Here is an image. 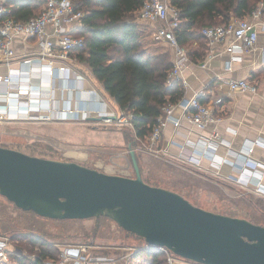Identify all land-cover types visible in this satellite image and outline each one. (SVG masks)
<instances>
[{
    "label": "built area",
    "instance_id": "1",
    "mask_svg": "<svg viewBox=\"0 0 264 264\" xmlns=\"http://www.w3.org/2000/svg\"><path fill=\"white\" fill-rule=\"evenodd\" d=\"M17 1L22 0H0V65L3 64L5 69V73L0 75V98H7V100L12 98L14 102V110L9 109L7 105L0 107V117L3 114V120H6L15 115L17 119L25 120L32 116L35 120L41 117L35 115L36 112L46 110L48 116H44L45 120L55 117L56 119H86L91 116L89 114L92 110L99 117L97 120H102L105 124L115 123L120 126L124 123L132 126L131 115L116 113L109 109L108 104L102 99L95 98L92 102L97 105L86 106V108L76 107L71 101V93L74 89L83 92V76L75 74L68 62L76 58L73 52L84 42L82 36L77 37L72 32L74 28L83 26L84 12L75 9L72 0H41L43 3L35 14L21 21L10 15L11 2ZM136 16L140 21L155 24L152 33L154 39L172 49L173 65L168 71L166 84L171 85L173 81H178L182 71L191 60L188 49L180 45L176 38V29L179 25L178 10L171 5L170 0H143ZM259 29H264V0H259L243 17H232L227 24L204 26L201 33L206 39L208 49L200 66L207 67V61L213 57V48L220 44L229 54L225 68L230 70L234 61L241 60L243 54L258 48ZM16 41H21L23 44L31 42L35 48L18 53L14 46ZM258 49L262 54V62H264V43ZM58 80H60L59 84ZM223 81L227 84L229 91L258 93V85L253 79L225 78ZM180 86H184V80ZM56 92L62 104L54 98ZM64 95L69 97H64ZM206 95L204 90H200L188 99L180 98L176 103L181 101L185 109L181 118L172 114L176 103H165L156 118V124L149 136L142 142L141 148L154 155L168 153L161 143L162 126L165 122L178 127L183 118L198 130L205 128L209 123L219 122L223 117L221 105L224 96L203 101ZM51 101L57 103L52 104ZM218 139V132H213L208 138L181 143L179 144L181 148L188 149L185 151L189 153L181 151L179 156L192 166H200L203 158H210L211 163L218 168L222 163L231 166L234 163H242L238 175H227L225 178L264 197V184L261 182L264 164L260 165L251 158L255 146H262L264 142L257 139L239 152L229 151L224 156H218L215 150L222 141ZM247 165L258 170L262 169V172L247 167ZM144 245L150 248L146 243ZM152 249L164 253L167 264L178 262L200 264L176 256L164 246ZM135 251L136 248H132L125 255L102 258L91 251L90 245L77 244L62 247L57 258H48L42 260V263L127 264ZM14 254L8 239L2 237L0 239V263L9 264L10 257ZM22 256L19 255V257Z\"/></svg>",
    "mask_w": 264,
    "mask_h": 264
},
{
    "label": "water",
    "instance_id": "2",
    "mask_svg": "<svg viewBox=\"0 0 264 264\" xmlns=\"http://www.w3.org/2000/svg\"><path fill=\"white\" fill-rule=\"evenodd\" d=\"M128 150L133 177L0 146V195L48 219L106 216L150 248L164 246L200 264H264V225L205 210L148 184L131 145Z\"/></svg>",
    "mask_w": 264,
    "mask_h": 264
},
{
    "label": "rangeland",
    "instance_id": "3",
    "mask_svg": "<svg viewBox=\"0 0 264 264\" xmlns=\"http://www.w3.org/2000/svg\"><path fill=\"white\" fill-rule=\"evenodd\" d=\"M157 43L167 48L164 44ZM59 82L60 80L58 84ZM102 90L109 108L123 114L124 112L118 109L103 87ZM54 98L62 104L58 92ZM11 99L0 98V107L7 105L9 109L14 110V102ZM51 103L57 102L51 101ZM46 112V110L36 112L35 115L41 117L35 120L32 116L25 120L17 119L15 115L11 116L13 118L3 120L2 114L0 146L30 155H43L44 158L76 159L74 161L105 173L134 176L128 150L130 145L128 139L134 136L132 126L124 123L120 126L115 123L105 124L102 120H97L99 117L92 110L90 117L80 118L83 122L73 121L63 125L45 120L44 116H48ZM141 146L142 142H138L137 162L144 178L150 183H158L160 187L177 192L193 205L205 210L245 218L264 225L263 196L242 188L226 178L212 176L204 170L194 168L184 162L180 156L168 159L163 154L154 155L146 152ZM77 156H81V159H77ZM25 233L39 235L48 242L56 244L60 249L64 246L87 244L91 246L94 254L108 253L118 256L124 248L133 246L138 249L144 242L143 238L127 234L106 216H100L98 220L96 218L48 219L39 217L31 211H22L0 195V239L2 237L8 239L9 246L15 253L14 256L23 255L29 258L35 254L32 253L34 249L30 244L22 238ZM13 235L17 236V241L14 240ZM14 256L10 257L9 264H19Z\"/></svg>",
    "mask_w": 264,
    "mask_h": 264
},
{
    "label": "trees",
    "instance_id": "4",
    "mask_svg": "<svg viewBox=\"0 0 264 264\" xmlns=\"http://www.w3.org/2000/svg\"><path fill=\"white\" fill-rule=\"evenodd\" d=\"M142 1L72 0L73 7L84 12L83 26L72 30L74 35L82 36L84 42L73 54L88 66L93 79L101 84L118 109L131 115L134 136L128 140L137 159L138 142H143L151 133L161 107L167 102L176 103L183 95L178 81L166 84L173 65L172 49L163 48L157 43L160 41L150 36L155 24L137 19ZM258 1L170 0L179 14L176 38L180 45L187 46L190 59L202 60L208 47L201 29L227 24L232 17H243ZM42 3L41 0L11 2L10 15L24 21L34 15ZM139 169L145 182L158 186L145 179L141 167ZM13 238L17 241V236ZM22 238L35 254L29 258L15 256L19 264H43L42 260L57 258L61 250L36 234L25 233ZM144 244L136 248V257H148L150 264H167L164 253L146 248Z\"/></svg>",
    "mask_w": 264,
    "mask_h": 264
},
{
    "label": "crops",
    "instance_id": "5",
    "mask_svg": "<svg viewBox=\"0 0 264 264\" xmlns=\"http://www.w3.org/2000/svg\"><path fill=\"white\" fill-rule=\"evenodd\" d=\"M263 43L264 29H259L257 47L259 48ZM14 46L18 53L35 48L33 43L29 42L23 44L21 41H16ZM258 48L243 54L241 60L234 61L230 70L225 68V62L228 61L229 54L223 50L224 46L220 44L213 48V57L207 61V67L203 68L200 66L202 60L195 61L191 59L190 62H188L186 68L178 78L179 84L184 80L181 99H188L195 92L200 90H204L207 94L203 101L223 95L224 99L221 105L223 117L219 122L209 123L201 130L194 128V126L183 118L178 127H175L170 122H165L162 126L161 143L168 151L165 155L168 159L179 156L181 151L189 153V151H185L188 149H182L179 144L186 143V141L196 142L199 138H208L213 132H218V140H222L215 150L218 156H224L229 151L239 152L247 144L257 139L264 142V62H262V54ZM68 65L72 67L75 74H81L83 76V92L74 89L71 93L72 102L75 103L74 105L76 107L86 108V106H93L94 103L92 99L97 97L109 104L104 98V91L102 90L101 84L92 78L90 70L84 62L78 61V59L75 58L68 62ZM3 73H5V69L3 68V64H1L0 75H3ZM225 78L253 79L258 85V93L252 94L250 92L229 91L227 84L223 81ZM87 90H89V92ZM64 97H67V95H64ZM184 110L181 101H179L174 105L172 114L181 118ZM49 121L63 125L72 123L73 121L83 122L80 119H54ZM77 157V159H81V156ZM251 158L260 165L264 164V145L255 146L251 153ZM240 166H242V163H234L233 166L222 163L218 168L215 164L211 163L210 158H203L200 166L193 167L204 170L212 176L225 178L227 175H238L241 171ZM247 167L254 168L248 165ZM254 169L262 172V169ZM261 182L264 184V172ZM132 248L134 247H126L121 250L119 254L125 255ZM96 255L102 258L118 256L108 253ZM150 263V258L144 256L136 257L133 254L131 260L127 264ZM177 264L183 263L178 262Z\"/></svg>",
    "mask_w": 264,
    "mask_h": 264
},
{
    "label": "bare ground",
    "instance_id": "6",
    "mask_svg": "<svg viewBox=\"0 0 264 264\" xmlns=\"http://www.w3.org/2000/svg\"><path fill=\"white\" fill-rule=\"evenodd\" d=\"M7 99V98H6Z\"/></svg>",
    "mask_w": 264,
    "mask_h": 264
}]
</instances>
